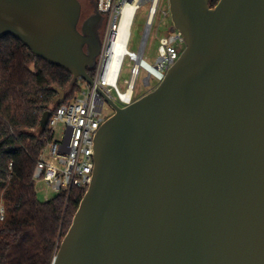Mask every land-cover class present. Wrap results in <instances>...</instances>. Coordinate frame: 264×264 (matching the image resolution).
Returning a JSON list of instances; mask_svg holds the SVG:
<instances>
[{
    "label": "water",
    "instance_id": "water-1",
    "mask_svg": "<svg viewBox=\"0 0 264 264\" xmlns=\"http://www.w3.org/2000/svg\"><path fill=\"white\" fill-rule=\"evenodd\" d=\"M210 2L169 0L179 60L131 106L107 99L53 264H264V0ZM81 16L79 0H0V39L91 86L101 44Z\"/></svg>",
    "mask_w": 264,
    "mask_h": 264
},
{
    "label": "trees",
    "instance_id": "trees-1",
    "mask_svg": "<svg viewBox=\"0 0 264 264\" xmlns=\"http://www.w3.org/2000/svg\"><path fill=\"white\" fill-rule=\"evenodd\" d=\"M92 9L98 13V0ZM88 73L94 78V69ZM83 85L16 38L0 39V264H53L72 225L86 190L41 202L34 173L52 140L48 129L40 132L44 114L60 106V91L67 104Z\"/></svg>",
    "mask_w": 264,
    "mask_h": 264
},
{
    "label": "built area",
    "instance_id": "built-area-1",
    "mask_svg": "<svg viewBox=\"0 0 264 264\" xmlns=\"http://www.w3.org/2000/svg\"><path fill=\"white\" fill-rule=\"evenodd\" d=\"M159 1L98 0V12L106 18V25L101 50L94 68L93 85L90 86L84 82L86 89L81 91L80 95H77L71 102L60 105L52 112V117L47 127L52 136L55 133V128L60 123L66 126V130L62 142L52 139L43 150L34 173L36 184L44 182L51 192L57 195L64 192L67 198L70 197L74 188L87 191L91 184L94 169L96 134L100 127L115 114L114 108L107 99L112 100L120 108L131 106L137 101L134 96L135 86L132 88V93L128 94L135 74L138 79L141 71H145L148 74V79L153 77L160 84L170 68L179 60L186 48L185 39L177 31L174 33L170 32L167 37L159 40V56L156 64L152 66L157 74L154 76L149 75L146 67L148 63L145 60V50L153 23L147 34L148 19L152 13H154V18L157 15ZM148 3L150 4V9L147 26L139 50L137 53L130 52V40L126 52L122 56L119 73L113 76L111 74V60L115 54L114 47L124 9L127 5H133L137 8V15L141 6ZM153 7H155L154 12ZM139 57L142 61L140 66L137 64V58ZM128 60L133 63L131 79L126 90L122 92L119 84Z\"/></svg>",
    "mask_w": 264,
    "mask_h": 264
},
{
    "label": "rangeland",
    "instance_id": "rangeland-1",
    "mask_svg": "<svg viewBox=\"0 0 264 264\" xmlns=\"http://www.w3.org/2000/svg\"><path fill=\"white\" fill-rule=\"evenodd\" d=\"M83 6V17H85L88 13L93 12L92 3L96 0H79ZM150 4H144L141 6L138 11L133 28H132V37L129 50L132 53H137L139 47L144 38V33L147 26V19L149 15ZM173 27L171 14H170V5L169 0H160L158 4L157 15L154 18V22L147 40L146 50H145V60L151 66L156 64L159 48V40L163 37H167ZM130 64V66H129ZM133 63H130L129 60L126 62V66L122 72L119 88L122 92H124L127 88V85L131 79V68ZM159 84L154 80L153 77L148 79V74L145 71H141L140 76L137 79V83L135 85L134 96L138 100L143 96L153 92ZM82 91L86 89V86L81 87ZM81 91L74 95L71 98H75L77 95H80ZM66 126L63 123H60L55 128V133L52 136V139L58 142H62L64 139ZM36 193L38 199L41 202H47L49 200L54 199L57 194L51 192L49 187L44 182H39L36 184Z\"/></svg>",
    "mask_w": 264,
    "mask_h": 264
},
{
    "label": "bare ground",
    "instance_id": "bare-ground-1",
    "mask_svg": "<svg viewBox=\"0 0 264 264\" xmlns=\"http://www.w3.org/2000/svg\"><path fill=\"white\" fill-rule=\"evenodd\" d=\"M136 9L137 8L133 5H127L124 9L123 17H122L120 28L118 31L117 40H116L115 47H114L115 54L113 55L112 60H111V74H113V76L119 73V68L122 62V56L126 52L127 45L131 40L132 27H133V24L136 18ZM154 9L155 7H153V12H154ZM153 21H154V13H152L148 19L147 34H148L149 28L152 25ZM141 63L142 61L140 57L137 58V64L140 66ZM146 67L148 68L150 76H154L157 74L155 68L152 67L151 65L146 64ZM136 83H137V76L135 74L131 81V88L128 91L129 95L132 93V88L135 86Z\"/></svg>",
    "mask_w": 264,
    "mask_h": 264
},
{
    "label": "flooded vegetation",
    "instance_id": "flooded-vegetation-1",
    "mask_svg": "<svg viewBox=\"0 0 264 264\" xmlns=\"http://www.w3.org/2000/svg\"><path fill=\"white\" fill-rule=\"evenodd\" d=\"M91 18H94L88 25L90 27L93 26L94 32L96 33L97 39L100 44H102V38L105 32L106 18L100 14L99 12H91L88 13L85 17H83V6H82V16L79 24V30L81 31L84 24L88 22ZM87 26V28L89 27Z\"/></svg>",
    "mask_w": 264,
    "mask_h": 264
}]
</instances>
